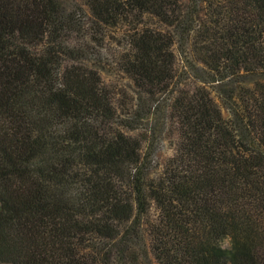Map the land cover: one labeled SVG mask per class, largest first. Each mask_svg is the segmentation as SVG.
<instances>
[{
  "label": "trees",
  "instance_id": "obj_1",
  "mask_svg": "<svg viewBox=\"0 0 264 264\" xmlns=\"http://www.w3.org/2000/svg\"><path fill=\"white\" fill-rule=\"evenodd\" d=\"M0 264H264V0H0Z\"/></svg>",
  "mask_w": 264,
  "mask_h": 264
},
{
  "label": "rangeland",
  "instance_id": "obj_2",
  "mask_svg": "<svg viewBox=\"0 0 264 264\" xmlns=\"http://www.w3.org/2000/svg\"><path fill=\"white\" fill-rule=\"evenodd\" d=\"M79 0H61L62 6L65 10H69L74 5L78 4ZM117 48L114 45H110L109 49L107 51L102 50L98 55H94V57L91 58V62L95 63L96 67L99 69V72L101 74V77L103 81L109 85H114L119 88H124L128 93L131 91L132 88L130 82L127 80V78L118 70L115 63L112 61V54L111 49ZM158 118V117H157ZM160 118V117H159ZM163 121L162 125L157 126L156 132L158 133L159 137H157V152L156 155L158 157H163L165 155H168L170 153V145L169 140H165V128H164V120L163 118L160 119ZM152 123H156L157 121L152 118L149 120ZM164 129V130H163ZM164 139V140H163Z\"/></svg>",
  "mask_w": 264,
  "mask_h": 264
}]
</instances>
